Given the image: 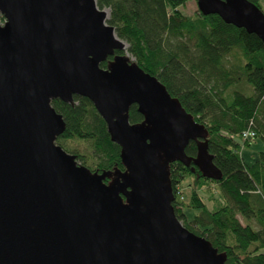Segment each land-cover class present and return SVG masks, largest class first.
<instances>
[{
	"label": "water",
	"instance_id": "obj_1",
	"mask_svg": "<svg viewBox=\"0 0 264 264\" xmlns=\"http://www.w3.org/2000/svg\"><path fill=\"white\" fill-rule=\"evenodd\" d=\"M195 1L203 16L264 45L255 4ZM0 15V264H225L173 208L170 164L222 179L208 130L156 77L116 54L126 43L106 10L96 0H0ZM75 96L105 121L124 171L92 172L56 144L66 124L51 103ZM134 105L143 116L136 124ZM191 142L196 157L186 154Z\"/></svg>",
	"mask_w": 264,
	"mask_h": 264
},
{
	"label": "trees",
	"instance_id": "obj_2",
	"mask_svg": "<svg viewBox=\"0 0 264 264\" xmlns=\"http://www.w3.org/2000/svg\"><path fill=\"white\" fill-rule=\"evenodd\" d=\"M248 1L260 8V0ZM188 2L96 0L99 9L109 11L107 23L128 45L134 62L156 77L208 130L209 152L222 179H204L193 165L170 164L178 220L225 253V264H264V152L250 164L241 156L243 147L255 142L264 145V45L256 35L225 24L216 15H185L182 7ZM4 22L0 15V23ZM231 56L238 63L227 65ZM110 60L112 57L101 68L106 69ZM244 87H250L252 93H245ZM51 105L66 124L56 141L58 146L78 161H90L87 168L92 172L124 171L121 148L111 141L105 121L87 98L75 96L72 104L53 100ZM129 118L133 124L143 121L137 106L131 107ZM249 127L256 133L253 142L242 137ZM66 142H74L76 148L68 149ZM186 154L196 157L195 142L187 146ZM187 178L194 181L195 188L188 200L182 191L181 200L177 187ZM204 183H213L220 190V199L213 198V208L199 192ZM238 216L255 220L262 228L244 226Z\"/></svg>",
	"mask_w": 264,
	"mask_h": 264
},
{
	"label": "rangeland",
	"instance_id": "obj_3",
	"mask_svg": "<svg viewBox=\"0 0 264 264\" xmlns=\"http://www.w3.org/2000/svg\"><path fill=\"white\" fill-rule=\"evenodd\" d=\"M259 6H260V9L262 10V12L264 13V0H260ZM182 11L184 12L185 15H187L189 17H193V16L199 14L197 2L195 0H189V2L184 7H182ZM106 12L108 13V17H109V11L106 10ZM127 49H128V45L126 44V51L125 52L130 57V59L134 62L135 59L129 55V53L127 52ZM234 63H238V61L235 58H233L232 56L229 57V64H227V65L234 64ZM244 88H245V93H247V94L252 93V90L250 87H244ZM65 145L70 150H74L76 148V144H74V142H66ZM80 148L83 149L82 144L80 145ZM89 151L90 150L88 149L87 152H89ZM260 152H264V145L259 144V143L256 144V142H255L254 145H252L250 147H243V149L241 151V156L244 159L245 163L250 164L253 162V160L255 158H257L259 156ZM77 163L79 165H82L85 167L90 166V161H86V163H83L82 161L77 160ZM191 185H192V187H191ZM192 188H195L194 181L192 179H189V178H187L182 183V185L177 187V189L180 192H182V191L185 192L186 200L189 199V194H190V191ZM199 192H200L202 198L204 199V202L207 204V206L209 208H213L215 205L213 198L217 199V200L220 199V190H219L218 186L213 184V183H204L203 185L200 186ZM180 196L183 197L182 195H180ZM238 217H239L238 218L239 221L244 226L250 225L255 230H260L262 228L261 225H259L255 220L249 221V220L242 218L241 216H238ZM180 223L182 224V222H180Z\"/></svg>",
	"mask_w": 264,
	"mask_h": 264
},
{
	"label": "built area",
	"instance_id": "obj_4",
	"mask_svg": "<svg viewBox=\"0 0 264 264\" xmlns=\"http://www.w3.org/2000/svg\"><path fill=\"white\" fill-rule=\"evenodd\" d=\"M252 123V122H251ZM243 140L247 142H253L256 137V133L252 130L251 127H249L243 134H242ZM177 196L183 200V197H181V192L177 189Z\"/></svg>",
	"mask_w": 264,
	"mask_h": 264
}]
</instances>
